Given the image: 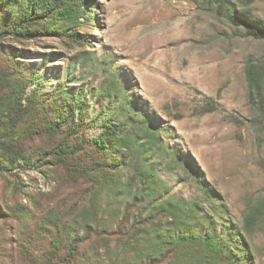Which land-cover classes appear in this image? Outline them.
Returning <instances> with one entry per match:
<instances>
[{
	"label": "rangeland",
	"instance_id": "374dc122",
	"mask_svg": "<svg viewBox=\"0 0 264 264\" xmlns=\"http://www.w3.org/2000/svg\"><path fill=\"white\" fill-rule=\"evenodd\" d=\"M36 1L0 0V264H264V39L236 23L264 0H67L11 33Z\"/></svg>",
	"mask_w": 264,
	"mask_h": 264
},
{
	"label": "trees",
	"instance_id": "16d2710c",
	"mask_svg": "<svg viewBox=\"0 0 264 264\" xmlns=\"http://www.w3.org/2000/svg\"><path fill=\"white\" fill-rule=\"evenodd\" d=\"M40 2H41L40 0H37L35 2V5L32 7V11L30 13L27 12L23 15L20 22L16 25V27L13 29L11 33L21 37L28 36L36 20L41 18V16L53 10V8L57 5L66 4L67 6L66 10H68V5H69L68 3H66L67 0H45L41 3ZM48 3L50 4L47 5ZM236 23L245 29L248 36H252L258 39H264V30L259 28L251 20L241 18L239 22ZM117 131L118 129L117 127H115L114 121H109L108 123L106 122L105 132L102 136H100L98 140H95L96 141L95 144L101 147H107L108 146L107 138L115 137Z\"/></svg>",
	"mask_w": 264,
	"mask_h": 264
}]
</instances>
